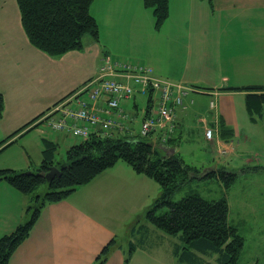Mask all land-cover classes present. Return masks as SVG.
Wrapping results in <instances>:
<instances>
[{
	"label": "crops",
	"instance_id": "0c3cea01",
	"mask_svg": "<svg viewBox=\"0 0 264 264\" xmlns=\"http://www.w3.org/2000/svg\"><path fill=\"white\" fill-rule=\"evenodd\" d=\"M89 12L98 27V41L85 35L81 50L52 58L29 44L15 0H0V91L5 102L0 140L67 95L68 98L70 93L85 97L89 80L96 77L105 60L115 68L127 61L131 66L149 68L155 76L198 90L185 96V109L175 108L176 130L168 141L195 139L207 152L203 163H210L207 167L201 165L203 169L224 168L228 158H240L233 139L252 138L258 123L248 119L244 92L220 89L264 86V65H256L264 51V0H213L212 11L205 1L169 0V16L159 32L154 30L152 12L143 7L142 0H93ZM256 68L259 74L255 73ZM137 96L140 95L120 102V108L129 115L126 124H130L133 137L138 135L142 121ZM141 96L146 97V106L148 97ZM210 101H215L213 109L209 108ZM102 104L98 100L95 106ZM260 121L264 122V114ZM40 125L35 131L42 133ZM44 125L49 128L47 123ZM206 128L214 130L213 142L204 138ZM46 134L42 138L47 140L62 136ZM15 144L16 141L0 154L10 152ZM181 144V141L177 146L167 144V149L179 152ZM227 145L233 149L222 156L219 150ZM22 150V168L9 169L30 170L28 149L24 145ZM39 150L36 165L41 162ZM0 186L7 193L11 191L5 183ZM28 205V200L21 202L23 213L17 215L13 228L5 220L2 234L11 233L27 221ZM2 211L10 219L7 205ZM91 222L95 225L92 218L74 212L66 200L46 205L8 264H93L96 251L93 248L82 251L83 244L96 242V225L92 232L87 226ZM104 264L112 263L107 260Z\"/></svg>",
	"mask_w": 264,
	"mask_h": 264
},
{
	"label": "trees",
	"instance_id": "16d2710c",
	"mask_svg": "<svg viewBox=\"0 0 264 264\" xmlns=\"http://www.w3.org/2000/svg\"><path fill=\"white\" fill-rule=\"evenodd\" d=\"M201 1H205L211 11L213 10V0ZM15 2L21 27L29 44L49 57L56 58L81 50L85 35L95 42L98 41V27L89 12L93 0ZM142 4L152 12L154 30L159 32L169 16V0H142ZM220 91L244 92L249 121L258 123L262 119L264 86L223 88ZM147 97L148 105L153 97L152 91H148ZM4 108V97L0 91V119ZM43 115L35 117L0 140V152L13 144L18 137L40 124H45L48 119L42 120ZM100 131V128L92 131L87 138L70 146L66 150L65 160L61 163L55 160L58 141L42 138L41 162L34 170L25 171L31 174L9 168L0 169V183L4 181L28 196L29 205L26 210L32 211L25 224L18 225L11 233L0 237V264H8L15 250L29 236L46 205L67 200L77 187L90 183L117 162L125 163L134 173L153 180L160 187V196L148 208L145 217L163 233L178 236L180 244L174 246L173 256L179 264H239L244 238L239 234L237 226L229 222L225 195L236 179L235 173L223 167L203 169L192 163L188 164L179 152L167 155L162 146L168 147V142H161L160 136L156 134H138L133 137L127 133L121 134L118 127L114 126L109 128L106 136H102ZM62 135L68 136L64 133ZM52 166L57 167L60 173L51 180L36 174L40 170L48 172ZM252 169L257 170L259 167ZM201 180H215L221 185L223 196L219 199H205L197 192H190L178 201H173L176 192L182 191L191 182ZM42 185L46 186L45 190L36 193ZM109 245L102 248L98 264L105 263ZM203 257L214 258V261H206Z\"/></svg>",
	"mask_w": 264,
	"mask_h": 264
},
{
	"label": "rangeland",
	"instance_id": "374dc122",
	"mask_svg": "<svg viewBox=\"0 0 264 264\" xmlns=\"http://www.w3.org/2000/svg\"><path fill=\"white\" fill-rule=\"evenodd\" d=\"M8 21L10 22L9 18ZM259 49L256 47V50ZM261 55L263 56L262 60H258L256 65H264V51ZM255 73H260L259 68L255 69ZM102 74L104 73L99 70L96 77L90 79L91 82L98 79ZM152 76L173 84L175 88H185L188 93L198 92V90L193 87L190 88L188 85L172 82L155 76L153 73ZM262 78L264 80V77ZM77 96L78 93L69 95L68 98H64L51 108L46 109L42 113L44 115L41 119H48L46 121L48 125V121L55 118L54 111L70 107L75 103ZM136 102L142 110H145L146 97L137 96ZM211 102L214 103L215 107V101ZM39 129L43 132H36L33 129L27 134V137L16 140V144L12 146L13 150L0 154V169L22 168L21 159L24 153L22 146L24 145L28 149L29 162L32 164L29 171L38 167L39 164H36L40 160L41 138L45 137L46 133L49 137V132H51L44 124L40 125ZM53 139L58 141L55 160L60 163L65 160L66 150L80 141L77 138L63 135ZM169 139L170 137L166 141ZM180 141L182 144L179 147V153L186 163H192L197 167H201V165L207 167L210 164L203 163L205 162L204 155L207 152H205L202 145H198L195 139L182 138L179 140V138H175L168 141V144L177 146ZM232 143L234 147L236 146V150L238 147L240 158L235 156L228 158V163L224 165L226 170L237 175L233 185L225 195L229 210V222L237 226L239 234L244 238V246L239 255L238 263L264 264V122H258L252 138L233 139ZM215 148L216 146H214ZM231 149L233 147L227 145L226 149L221 148L219 152L222 156H225L230 153ZM246 165H249V168H245ZM251 166L259 167V169L254 170ZM1 183L8 185L4 181ZM8 187L11 189L9 193L0 188V235L5 230V220H9L10 228H13L16 222L15 218L18 217L19 213H23V211H20L21 202L28 200V196L20 193L10 185ZM45 188V185L40 186L36 193L43 192ZM190 192H197L205 199H219L223 196V189L215 180H201L191 182L182 191L176 192L173 201H178ZM160 193V187L153 180L134 173L123 162H117L113 167L96 176L90 183L77 187L76 191L66 201L73 207L74 212L83 214L86 218H92L95 222V243L99 247L90 240L89 245L83 244L82 250L88 252L89 248H93L96 251L93 256V259L95 258L93 264H98L101 250L106 244L110 245L105 262L108 260L112 264L180 263L173 256L174 246L180 244L178 236L163 233L145 217L146 211L154 204ZM6 205L9 208L8 212L11 214L10 219L6 218V211H2ZM31 213L32 211L27 212V220L31 217ZM95 225L93 222L87 225L90 229L89 232H92ZM203 258L206 261H214V258ZM85 259L89 261L88 263H91L89 256H86Z\"/></svg>",
	"mask_w": 264,
	"mask_h": 264
},
{
	"label": "built area",
	"instance_id": "2783aa9c",
	"mask_svg": "<svg viewBox=\"0 0 264 264\" xmlns=\"http://www.w3.org/2000/svg\"><path fill=\"white\" fill-rule=\"evenodd\" d=\"M116 66L115 68L112 62L105 60L100 67L104 74L89 82L86 96H77L75 105L54 111L55 118L48 121L52 133H64L83 140L99 128L101 135L106 136L109 128L114 126L118 127L121 134H131L130 124H126L129 115L120 108V102L130 99L135 93L146 95L150 90L154 98L142 110L139 133L142 136L159 133L161 142L169 138L176 128L174 108H185L184 98L189 94L188 91L153 77L147 67L131 66L127 61ZM98 100L104 105L95 106ZM209 108H214L211 101ZM204 138L213 141L212 128L205 129Z\"/></svg>",
	"mask_w": 264,
	"mask_h": 264
},
{
	"label": "water",
	"instance_id": "95a60500",
	"mask_svg": "<svg viewBox=\"0 0 264 264\" xmlns=\"http://www.w3.org/2000/svg\"><path fill=\"white\" fill-rule=\"evenodd\" d=\"M162 149L165 152V154H167V155L173 153L172 149H167V147L162 146ZM59 173H60V170L57 167L52 166V167L49 168L48 172L40 170L36 174L39 175V176H45L46 179L49 181L55 175H59ZM24 174H31V172L28 171V172H25Z\"/></svg>",
	"mask_w": 264,
	"mask_h": 264
}]
</instances>
